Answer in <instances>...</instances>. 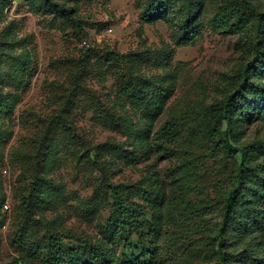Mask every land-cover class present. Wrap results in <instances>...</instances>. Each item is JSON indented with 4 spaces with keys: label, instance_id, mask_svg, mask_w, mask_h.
<instances>
[{
    "label": "rangeland",
    "instance_id": "1",
    "mask_svg": "<svg viewBox=\"0 0 264 264\" xmlns=\"http://www.w3.org/2000/svg\"><path fill=\"white\" fill-rule=\"evenodd\" d=\"M151 1L0 0V264H55L52 233L104 244L109 184L164 264H212L239 174L236 216L260 231L229 251L264 246V147L243 161L224 143L227 124L233 146L264 142V0Z\"/></svg>",
    "mask_w": 264,
    "mask_h": 264
},
{
    "label": "trees",
    "instance_id": "2",
    "mask_svg": "<svg viewBox=\"0 0 264 264\" xmlns=\"http://www.w3.org/2000/svg\"><path fill=\"white\" fill-rule=\"evenodd\" d=\"M163 1L152 0L151 3L155 7L154 9H150V11H156ZM256 14L259 17H264V13L260 11L256 10ZM242 19L243 12H240L237 21L241 24ZM262 31H264V28L262 30L261 24L258 23L255 27V32L262 33ZM237 91L234 90L228 94L220 106L221 116L227 120V123L234 108L233 97ZM7 111V106L3 107L0 105V112ZM262 114L264 115V110ZM224 136L225 147L229 151H234V153L240 152L243 161H250L256 156V151L260 147H264V142H261L259 145L253 142L243 148L231 145L228 142L229 124L224 129ZM153 138L155 144V136ZM242 179L243 175L239 174L237 183L228 191L223 201L222 212L220 214L219 238L214 246L218 260L212 264H264V246L249 249L243 248L241 251L232 253L229 251L230 241L226 240L227 235L231 232H233L234 236L240 237L249 230L260 231V225H254L255 223H259L258 220L253 224L241 225L236 216L237 205L243 199ZM108 187L110 189L113 216L115 218V220H112L111 225L106 227L109 235L108 240L104 244L78 240L77 246L68 248L61 241L59 234L52 233L49 236L47 245L43 249L46 252H41L40 249L38 250L41 253V258H44L49 263L55 264H164L165 257L161 250L158 249L160 247L156 242L158 239H155V229L149 227L147 235L150 237V240L148 242L141 241L144 238L142 209L134 202L120 196V191L122 190L121 184H109ZM133 233L138 235L137 241L132 239ZM118 247H122L127 252H120L118 254L116 251Z\"/></svg>",
    "mask_w": 264,
    "mask_h": 264
},
{
    "label": "built area",
    "instance_id": "3",
    "mask_svg": "<svg viewBox=\"0 0 264 264\" xmlns=\"http://www.w3.org/2000/svg\"><path fill=\"white\" fill-rule=\"evenodd\" d=\"M3 208H4L5 210L9 209V205H8V203H5V204L3 205Z\"/></svg>",
    "mask_w": 264,
    "mask_h": 264
}]
</instances>
